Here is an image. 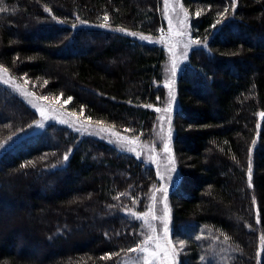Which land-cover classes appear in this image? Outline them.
I'll return each mask as SVG.
<instances>
[{
    "label": "trees",
    "instance_id": "1",
    "mask_svg": "<svg viewBox=\"0 0 264 264\" xmlns=\"http://www.w3.org/2000/svg\"><path fill=\"white\" fill-rule=\"evenodd\" d=\"M163 1L0 0V67L68 112L151 141L166 94ZM181 2L194 44L172 119L169 225L189 253L179 264H264V0ZM0 107V144L38 118L2 81ZM77 130L50 120L0 155V194L16 188L33 220L14 209L13 225L0 210V264H124L143 240L135 217L159 184L154 167Z\"/></svg>",
    "mask_w": 264,
    "mask_h": 264
},
{
    "label": "rangeland",
    "instance_id": "2",
    "mask_svg": "<svg viewBox=\"0 0 264 264\" xmlns=\"http://www.w3.org/2000/svg\"><path fill=\"white\" fill-rule=\"evenodd\" d=\"M161 16L166 23V27L161 28L158 42L165 50L166 60L163 64V86L166 94L161 105L152 107L157 114V124L151 141L124 139L122 135L116 133L111 128L83 119L75 111L68 112L63 108L67 100L60 101V98H57L54 102H48L38 95H35L26 85L18 84L19 82L17 83L4 68L0 67V81L14 87L20 97L31 108L35 109L38 114L37 120L28 128L21 132L17 131V134L9 137L4 143L0 144V155L14 144L20 142L23 138L41 132L48 121L55 120L74 129H78L77 132L79 133L80 131V135L90 134L100 137L118 148L133 153L154 167L159 178V184L150 192L147 209L140 216L137 214L135 217L143 225V240L124 264H179L181 257L182 259L188 260L189 255L188 250H186V242L182 238H178L173 233L172 228L170 229V203L168 201V193L179 177L178 161L172 153V119L179 105L177 79L183 70V66L186 64L188 51L194 43L193 39L189 37V15L181 0H164ZM3 114L4 111L0 107V118ZM260 116L262 117L264 115L261 114ZM23 182L27 185L31 183L30 180L25 179ZM5 186L9 188V185ZM14 190L16 188H9V191L12 193H9L7 196L0 194V201H2L0 203L1 212H4L5 215L7 213L11 214L10 212L13 213L10 218V224L13 225L19 224V218L13 212L14 209H17L19 212L22 211L21 215L23 216V220L25 219L27 222L33 221L28 214L29 209L24 207L23 199H16V192H13ZM48 209L49 214L47 217L51 221L61 215L57 212V209H60L57 206ZM25 220L24 222H26ZM34 224L41 225L42 223L34 221ZM27 225L30 226V224ZM165 225H167V228H165ZM86 228L87 234H90V224ZM77 237L83 238V232L77 235ZM42 248H44L43 244ZM140 249L146 250L141 251ZM263 249L264 247L262 246L260 251L262 252ZM207 258L210 259V255Z\"/></svg>",
    "mask_w": 264,
    "mask_h": 264
},
{
    "label": "snow or ice",
    "instance_id": "3",
    "mask_svg": "<svg viewBox=\"0 0 264 264\" xmlns=\"http://www.w3.org/2000/svg\"><path fill=\"white\" fill-rule=\"evenodd\" d=\"M0 11H4V9H0ZM71 98H69V100H70ZM65 159H67V157H65ZM153 218H155V217H153ZM165 228H167V225H165ZM141 251H145L146 249H140Z\"/></svg>",
    "mask_w": 264,
    "mask_h": 264
}]
</instances>
